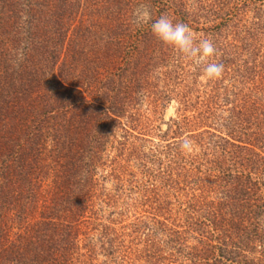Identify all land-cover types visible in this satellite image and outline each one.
Returning a JSON list of instances; mask_svg holds the SVG:
<instances>
[{"label": "trees", "instance_id": "16d2710c", "mask_svg": "<svg viewBox=\"0 0 264 264\" xmlns=\"http://www.w3.org/2000/svg\"><path fill=\"white\" fill-rule=\"evenodd\" d=\"M223 1L197 0L191 6L186 0H0V264H87L93 260L89 230L102 225L95 210L100 187L97 172L112 167L104 156L115 130L130 109L136 110L146 98L154 96L157 104L180 97L158 89V69L170 63L175 49L153 37L150 23L166 15L190 29L198 26L195 31L207 38L221 39L235 16L259 12L258 3L263 2L238 0L236 8L229 9ZM139 6L151 13L143 25H137L133 16ZM249 30L245 27V41L251 39ZM236 38L216 47L218 58L234 42L236 54L240 51ZM251 45L245 44L249 49ZM260 66L252 71L263 72L264 65ZM175 69L173 75L166 73L168 83L184 80L183 65L178 63ZM252 71L247 68L245 74ZM249 81L255 84L254 79ZM212 85V97L206 105L200 104L196 118L185 112L196 111L197 104L194 107L191 99L181 97L184 117L171 121L164 138L176 139L188 132L192 140L195 131L212 128L206 125L214 122L221 108L216 103L218 84ZM231 96L235 99L230 116L222 125L227 133L211 135L215 142L205 138L206 131L199 133L194 140L202 153L187 155L188 159L181 143L166 146L167 166L156 176L161 186L172 189L177 185L172 181L173 165L185 162L198 169L201 176L195 179L199 187L195 192L201 194L192 198L195 203L198 200L201 214L209 187L217 185L216 190L222 191L220 209L208 207L207 214L221 218L224 226L215 229V240L201 234L190 253L191 264H264V183L248 170L255 163L247 165L248 172L238 168L244 153L258 157L256 169L264 166L260 158L264 115L261 122L257 116L255 122L246 120L244 129L239 105L248 116L251 104L257 102L245 95L236 104L237 94ZM222 100L228 103V97ZM194 126L199 128L192 130ZM252 126L253 135L243 134ZM240 131L249 139L240 138ZM123 132L126 139L128 132ZM150 185L146 192L154 194ZM200 218L193 225L203 229L208 219ZM103 235L107 240L112 234ZM114 240L107 243L113 245ZM183 243L181 239L177 245Z\"/></svg>", "mask_w": 264, "mask_h": 264}, {"label": "rangeland", "instance_id": "374dc122", "mask_svg": "<svg viewBox=\"0 0 264 264\" xmlns=\"http://www.w3.org/2000/svg\"><path fill=\"white\" fill-rule=\"evenodd\" d=\"M186 1L191 6H195L194 4L197 2V0ZM225 1L223 2L227 4L229 9L236 8L238 3V0ZM258 10L259 12L255 13L240 12L237 18L236 16L233 18L231 27L223 30L221 39L218 37L207 38L204 33L195 31L198 26L194 25L191 31L197 43L202 39H209L216 49L227 41V43L229 41L232 43L231 40L234 37L235 40L236 37H239L237 45L240 47V51H237L236 54V42H234L233 45H235L228 49L224 57L218 58L215 52L213 56L202 58L196 62L175 50L170 63L158 69L156 74L158 82H156L160 92L166 89L170 92H177L180 97L175 95L169 102L156 104L153 100L154 96H151L143 100L136 110L130 109L126 117L120 121V126L115 130L114 138L108 145L104 156L105 161L112 162L111 169L116 171L112 172L111 169L109 171L106 169L104 172L101 170L97 172L100 187L99 198L95 200V210L98 212L97 217L102 225L91 227L89 230V232L92 230L90 248L93 249L94 255L92 256L93 260H85L87 264H191L190 260L193 259H191L190 253L193 254V248L197 247L201 234L204 233L209 240H215L218 235V231L215 229L223 225L221 224L223 220L221 218L213 219V217L208 216L207 212L210 209L212 211L214 208L220 209L221 207L220 203L223 196L221 190H216L217 185H212L207 190L206 201H204L205 207L202 206L205 212L201 214L203 210L200 209L198 200L195 203L192 198L201 194L195 192L199 188L195 179L201 176L198 174V169H191L188 164L185 166V162L178 164L180 166L173 165V173L176 176H173L172 181H176L177 185L172 186V189L168 186H161V180L157 179L156 176L159 172L164 171V167L167 166L168 158L164 156L166 146L172 145L174 142L182 144L184 141H188L190 147L183 150L184 158L188 159L189 156L187 157V155L202 153L201 148L194 140L199 133L206 131V139H212L211 135L220 136L221 134L224 136L227 133L222 125L226 124V120L230 116L229 110L232 109L233 105L231 103L235 99L231 96L232 93L237 94L236 104L245 95H250L251 99L257 102V105L251 104L253 107H251L248 116L242 114L245 110H241L242 104L239 105L243 128L245 129L247 126L245 122L249 118L250 122H255L257 116V120L261 122L264 115V79L263 84L260 83V79L264 76V71L258 73L259 68H256L254 72L252 70L254 66L261 67L260 64L264 65V0L258 3ZM233 14L236 15V12ZM200 27L202 28L199 26V29H201ZM245 27L250 28L249 32L252 33L251 39H246V41L242 39L243 34H245ZM225 38L228 39L225 41ZM247 42L252 44L251 49L245 46ZM252 46L257 47V49L253 50ZM214 56L217 57L214 58ZM178 63L184 67L185 74L182 77L184 82L171 80L172 85L165 87L164 85L170 83H168L169 77L167 78L166 73L172 72L173 75ZM209 63H222L224 65V72L220 78L209 79L205 76L204 68ZM247 68L252 71L249 75L245 74ZM241 76H244V80ZM249 78L254 79L255 84L252 85ZM215 83L218 84L217 96L220 97L216 103L221 108L217 111L214 122H209L206 125L212 128L205 127L195 131L192 140H190L192 134L188 132L182 133L180 138L174 139L172 135L169 138H164L163 135L172 126L171 121L180 120L184 117L182 110L184 105L181 102V97L185 95L191 99L190 104L194 107L197 104L196 111L189 108L185 112V116L196 118L200 104L206 105L207 101H210L208 99L212 97L211 86ZM224 96L228 97V103L223 102ZM250 115L251 117H249ZM197 126L199 125L197 124ZM197 126H194L192 130H197L199 128ZM250 128L248 132L244 130L243 134L251 133L253 135L254 127ZM123 129L128 132L126 139H123L125 136ZM243 134L240 131L238 136L243 140L249 139V135ZM212 140V142L216 141L215 138ZM132 151L138 154V157L143 160V164L148 162V167H143L141 161L134 157ZM262 157L264 158V154L260 155V158ZM250 162L257 164L259 159L249 154H242L240 164H238L239 171L247 170L246 167ZM255 164H252L253 169L248 170H252L253 177L259 178L264 183V166L256 169ZM190 170H193L190 172L191 174L189 173ZM101 176L106 177V180L103 181ZM150 176L153 179L152 182ZM149 184H151L150 190L154 191V194L146 192ZM262 190L264 194V187ZM208 207L211 208L208 209ZM200 216L208 219L207 222L205 221L206 226L203 229L193 225ZM201 221L203 220L200 218ZM104 232H107V235L109 233L112 235L110 237L108 235L109 238L105 240ZM181 239L184 242L183 246L177 245ZM113 240V245L107 243ZM83 254H87V251H83ZM187 255L190 258H187ZM192 263L194 264V262Z\"/></svg>", "mask_w": 264, "mask_h": 264}, {"label": "clouds", "instance_id": "9594fccd", "mask_svg": "<svg viewBox=\"0 0 264 264\" xmlns=\"http://www.w3.org/2000/svg\"><path fill=\"white\" fill-rule=\"evenodd\" d=\"M133 16L137 25L148 23L151 13L145 6L137 7ZM150 31L162 44L172 47L183 56L199 62L202 58L211 57L215 54L214 44L209 39H202L198 43L192 35V31L187 24L174 22L166 15H161L150 23ZM224 72L222 63H209L204 68V74L209 79H218ZM190 147L188 141L181 144L182 150Z\"/></svg>", "mask_w": 264, "mask_h": 264}]
</instances>
